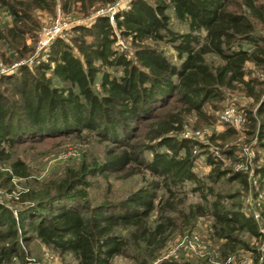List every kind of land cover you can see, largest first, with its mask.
<instances>
[{
  "label": "trees",
  "instance_id": "obj_1",
  "mask_svg": "<svg viewBox=\"0 0 264 264\" xmlns=\"http://www.w3.org/2000/svg\"><path fill=\"white\" fill-rule=\"evenodd\" d=\"M59 1L63 11L76 4L85 11L114 0ZM150 1L132 0L115 14L114 27L105 16L94 17L87 26L75 25L69 41L55 37L49 43L44 60L0 74V160L9 161L8 171H0L2 180L29 174L25 162L11 156L16 144L88 134L110 145L101 161L80 163L57 181L28 183L14 212L0 204V264L12 258L20 264H40L25 260L18 248L19 241L31 240L72 264H111L116 256L134 264H190L159 259L166 228L175 225L163 214L171 207L168 199L187 182L207 206L176 212L186 218L208 213L215 234L225 240L224 251L242 243L236 231L258 235L254 219L225 209L214 189L218 182L245 185L247 173L223 168L221 160L207 152L210 171L203 180L192 169L193 142L178 135L186 116L205 119L204 108L220 109L225 91L244 90L256 102L254 111L245 115L247 132L255 138L254 159L260 161L251 176L258 188L264 185V79L250 77L245 67L250 63L264 71L263 0ZM54 2L0 0L11 17V26L0 29V40L7 39L13 50L25 47V36L34 37L36 28L32 12H49ZM171 17L185 30L171 29ZM115 30L130 45L131 58L113 48ZM155 43L168 45L175 62ZM53 79L60 85L52 84ZM226 126L220 138L234 133ZM224 150L229 154L232 148ZM137 168L152 178L121 198L89 204L86 177L128 176ZM160 189L166 193L165 203L157 194ZM157 204L161 221L151 224L149 216Z\"/></svg>",
  "mask_w": 264,
  "mask_h": 264
},
{
  "label": "rangeland",
  "instance_id": "obj_2",
  "mask_svg": "<svg viewBox=\"0 0 264 264\" xmlns=\"http://www.w3.org/2000/svg\"><path fill=\"white\" fill-rule=\"evenodd\" d=\"M54 1V7L51 11L37 9L32 12V19L36 22V28L32 34L34 37L25 36V47L13 50L7 44V39L0 40V74L7 75V73L15 71L18 65L32 67L39 60L45 59L46 48L40 46V41L49 35L48 28L54 22L57 14L61 17L60 25L66 24L62 37H59L69 41L73 26L89 25L96 15V10L99 9L90 7L84 11L79 8V4H76L67 11H63L60 1ZM147 1L151 2L150 0ZM10 26V15L5 8L0 7V29H6ZM114 26L113 23L112 27ZM170 28L175 31L185 30L173 17L170 20ZM155 44L166 56H169L171 60L173 59L171 57L174 55L173 50L168 45ZM113 48L117 51L123 50L131 58L130 45L118 35L116 30ZM172 61L175 62V60ZM245 67L250 72V77L264 79V71L254 68L250 63H247ZM52 84L60 85L54 79ZM255 104V100L246 95L244 90L225 91V98L220 104V109L213 111L209 107H205L207 115L205 119L197 118L193 114L186 116L178 136L193 142L191 152L195 155V159L192 169L203 180L210 171V165L206 162L207 152L218 157L223 168L242 170L247 173L248 180L245 185L236 181L231 183L218 182L214 189L222 195L220 201L225 209L240 211L254 219L258 235L254 236L246 231H236L237 237L243 244H236L232 251H224L222 244L225 240L215 234L212 218L208 213L186 218L179 216L176 212L181 209L185 213L189 207L191 208L196 204L207 206V202L197 192L191 191L194 184L187 182L184 183L180 191L175 192L172 199H168L171 207L166 208L163 214L174 219L175 225L166 228L167 239L159 252V259L172 258L190 264H264V185L258 188L255 177L251 176L253 167L258 165L260 161L254 159L255 138L247 132L249 128L245 116L248 111H254ZM225 108H233L237 113L242 114L243 122L234 128L232 135L220 138L219 135L227 126L220 123L218 116L220 111ZM108 147L110 145L100 143L88 134H82L80 138L73 135L54 136L14 145L10 150L11 156L22 159L29 174L24 178L14 176L9 182L0 178V204L14 212L20 206L19 193L26 190L28 183L57 181L67 169L76 170L80 163L90 166L91 159L101 161L104 158V151ZM228 147L232 148L229 154L224 150ZM145 158H149L148 153H145ZM8 163V160H0V171H8ZM151 178L152 176L148 172L140 168L128 176L122 172L108 173L106 176H88L85 180L89 183L86 189L89 204L95 205L104 198H121L128 192L143 186ZM108 186L111 193L107 191ZM157 194L163 196L162 203H165L166 193L163 194L160 189ZM228 195L233 196L228 197ZM207 200H212V197L207 196ZM157 207L158 204L149 216L151 224L157 223L158 220L161 221L157 214ZM122 233L125 234V231ZM18 248L25 254V260L31 262L72 264L67 258L59 256L36 240L26 243L19 241ZM8 264L20 263L17 258H12ZM111 264L134 263L127 257L116 256L112 259Z\"/></svg>",
  "mask_w": 264,
  "mask_h": 264
},
{
  "label": "built area",
  "instance_id": "obj_3",
  "mask_svg": "<svg viewBox=\"0 0 264 264\" xmlns=\"http://www.w3.org/2000/svg\"><path fill=\"white\" fill-rule=\"evenodd\" d=\"M132 0H114L111 4H108L104 6L103 8H99L96 10V15L94 17L98 16H105L107 21L111 24L114 23L113 19L117 12L126 9L129 6V3ZM57 16L54 19V22L50 25L48 28V36L44 37L40 41V46H45V48L49 45L51 39L53 37H62L64 29L66 28V24L60 25L61 17ZM93 17V18H94ZM218 120L223 125H229L233 128H236L240 126L243 122V115L240 113H237L233 108H225L220 111Z\"/></svg>",
  "mask_w": 264,
  "mask_h": 264
}]
</instances>
